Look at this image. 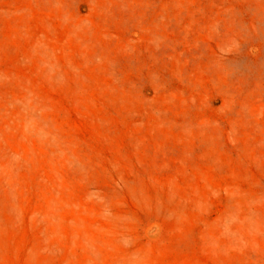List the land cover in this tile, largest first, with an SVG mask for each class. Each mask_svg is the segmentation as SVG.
<instances>
[{"label":"rangeland","instance_id":"374dc122","mask_svg":"<svg viewBox=\"0 0 264 264\" xmlns=\"http://www.w3.org/2000/svg\"><path fill=\"white\" fill-rule=\"evenodd\" d=\"M0 264H264V0H0Z\"/></svg>","mask_w":264,"mask_h":264}]
</instances>
